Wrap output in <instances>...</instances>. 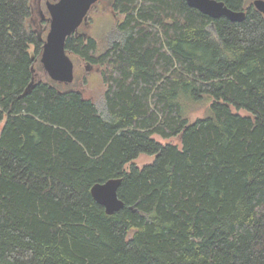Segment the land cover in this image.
Wrapping results in <instances>:
<instances>
[{"label": "trees", "instance_id": "trees-1", "mask_svg": "<svg viewBox=\"0 0 264 264\" xmlns=\"http://www.w3.org/2000/svg\"><path fill=\"white\" fill-rule=\"evenodd\" d=\"M222 1L245 20L113 0L104 51L69 36L101 67L103 113L44 71L33 1L0 0V264H264V14ZM111 178L125 206L108 214L91 188Z\"/></svg>", "mask_w": 264, "mask_h": 264}, {"label": "water", "instance_id": "water-1", "mask_svg": "<svg viewBox=\"0 0 264 264\" xmlns=\"http://www.w3.org/2000/svg\"><path fill=\"white\" fill-rule=\"evenodd\" d=\"M100 0H55L47 2L50 14V29L47 33L41 63L46 74L55 82L70 84L75 80V63L66 49L69 36L78 33L80 26L89 22V13ZM212 18L227 17L235 22L245 20L247 11L230 8L222 0H186ZM253 5L264 14V0H253ZM121 178H111L97 182L91 188L94 199L105 207L108 214H113L125 206L119 197L118 189ZM133 209V207L131 206Z\"/></svg>", "mask_w": 264, "mask_h": 264}, {"label": "rangeland", "instance_id": "rangeland-1", "mask_svg": "<svg viewBox=\"0 0 264 264\" xmlns=\"http://www.w3.org/2000/svg\"><path fill=\"white\" fill-rule=\"evenodd\" d=\"M35 8L34 25L39 26L44 30V36L47 37V33L50 29L49 20L41 22V17L45 19L50 17L47 10V1L55 0H32ZM113 0H101L91 10L89 14V24L79 28V33L87 32L89 35L97 39L99 44L98 53L104 51L108 46L110 40L115 36L116 24L122 18V15H115L112 10ZM75 63V80L70 84H62L64 89H77L83 93L85 97L93 99L98 105L99 109L106 113V99L105 93L107 86L101 76V67L98 65H88L79 56L69 53ZM211 100L205 99L202 102H195L188 104L187 114L190 119L195 120L198 117H204L210 113ZM233 110L237 111L236 107L233 106ZM242 114H248L245 109L238 110ZM6 119L0 124V130L5 124ZM155 138L166 143H175L180 147L182 146L179 137L164 138L160 135H155ZM156 159V155L141 154L133 162L127 164V167H131L135 164L139 167H143L149 163H153Z\"/></svg>", "mask_w": 264, "mask_h": 264}, {"label": "flooded vegetation", "instance_id": "flooded-vegetation-1", "mask_svg": "<svg viewBox=\"0 0 264 264\" xmlns=\"http://www.w3.org/2000/svg\"><path fill=\"white\" fill-rule=\"evenodd\" d=\"M100 1H101V0H100ZM47 2H48V1H47ZM47 2H46V4H47ZM98 2H99V1H98ZM98 2H97V3H98ZM97 3H96V4H97ZM96 4H95V5H96ZM95 5L93 6V8L95 7ZM93 8H92V9H93ZM89 14H90V13H89ZM114 14L116 15V13H114ZM83 24H84V25H88L89 22H88L87 24H85V23H83ZM81 26H82V25H81ZM81 26H80V27H81ZM83 33H84V34H88L87 32H83Z\"/></svg>", "mask_w": 264, "mask_h": 264}, {"label": "bare ground", "instance_id": "bare-ground-1", "mask_svg": "<svg viewBox=\"0 0 264 264\" xmlns=\"http://www.w3.org/2000/svg\"><path fill=\"white\" fill-rule=\"evenodd\" d=\"M91 12V11H90Z\"/></svg>", "mask_w": 264, "mask_h": 264}]
</instances>
